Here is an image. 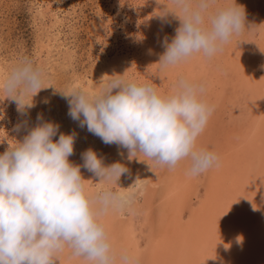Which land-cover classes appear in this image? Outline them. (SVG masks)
Returning <instances> with one entry per match:
<instances>
[{
  "label": "rangeland",
  "instance_id": "rangeland-1",
  "mask_svg": "<svg viewBox=\"0 0 264 264\" xmlns=\"http://www.w3.org/2000/svg\"><path fill=\"white\" fill-rule=\"evenodd\" d=\"M226 2L230 0H215V5ZM235 2L245 10L246 28L258 26L254 31L246 30L234 36L212 59L197 53L183 64L160 70L158 62L164 52L162 41L167 37L170 42L180 24L172 13L163 18L159 16L165 6L170 9V0H0V80L21 58L28 57L35 66L43 69L42 86L45 87L32 100L31 95L25 97L26 103L34 105L27 110V115L18 113L16 102L5 98V93L0 91V154L14 140L22 141L28 130L40 122L37 120L40 114L43 121L59 125L54 141L60 133L74 134V152L69 161L80 166L86 194L94 193L104 185L83 167V152L92 149L105 166L115 162L124 164L129 173L122 175L117 184L109 186L118 192L132 193L130 209L109 212L100 218V222L112 247L117 251L126 249L134 257L135 264H152L147 262L146 252L156 237L154 230L161 226L156 223L169 175L175 177L182 189L176 192V205L181 207L176 216L180 222L190 221L191 213H195L205 197L210 169L191 177L186 175V161H181L174 169L158 166L142 154L138 155V160L129 161L126 149L104 144L88 132L86 126L81 128L78 121L71 119L67 100L60 91L79 87L94 93L113 75H123L138 83H151L161 95L171 93L179 77L202 81L206 85L204 99L214 106V111L205 132L197 138L196 146L216 155L218 150L227 151L229 143L242 134L241 127L248 126L252 119L251 110L245 109L244 102L240 103L245 85L234 87L227 77L226 71L231 68L226 66L227 63L241 72L245 65L244 71L250 79L247 82L251 87L250 96L254 98L255 106L264 111V0ZM236 100L240 104H236ZM17 125L23 127L17 130ZM257 143L263 146L262 139ZM245 144L243 140L239 147ZM261 160L263 167L258 182L260 194L264 196V159ZM247 172V179H254L255 166ZM256 204L257 210L251 217V222L259 226L255 234L237 233L242 241L236 240L231 245L218 240L217 236L209 251L205 248L203 255L194 258L193 252L188 253L189 258L182 263L186 264L188 259H201L200 263L194 264H264L261 261L264 258V198L256 200ZM164 229L161 226V231ZM55 260V264H89L72 255L67 246Z\"/></svg>",
  "mask_w": 264,
  "mask_h": 264
},
{
  "label": "clouds",
  "instance_id": "clouds-1",
  "mask_svg": "<svg viewBox=\"0 0 264 264\" xmlns=\"http://www.w3.org/2000/svg\"><path fill=\"white\" fill-rule=\"evenodd\" d=\"M164 9L161 18L172 13L180 24L170 42L167 37L162 41L160 70L197 53L212 59L234 36L258 27L246 28L245 10L235 0L219 6L215 0H170V9ZM43 76L42 68L23 57L0 80V91L16 102L18 113L27 115L34 105L25 97L31 95L32 100L45 88ZM60 92L71 119L104 144L126 149L129 161L142 154L169 169L186 161V175L191 177L219 166L213 151L196 146L214 111L204 99L202 81L179 77L172 92L161 95L151 83L113 75L94 93L79 87ZM37 120L22 141L14 140L0 154V264H55V256L66 246L89 264H135L126 249L112 247L100 222L109 212L130 209L132 193L109 186L129 169L119 162L105 166L95 151L86 150L83 167L104 185L86 194L80 166L69 161L74 134L60 133L54 141L59 125L43 121L40 114Z\"/></svg>",
  "mask_w": 264,
  "mask_h": 264
},
{
  "label": "bare ground",
  "instance_id": "bare-ground-1",
  "mask_svg": "<svg viewBox=\"0 0 264 264\" xmlns=\"http://www.w3.org/2000/svg\"><path fill=\"white\" fill-rule=\"evenodd\" d=\"M226 66L231 67L229 72L226 71V73H229L227 77H230L228 79L234 83V87H244L243 85H245L241 90L245 91L243 93L241 92L244 97L242 98L243 100H240V103L244 102L243 105L245 109L251 110L250 116L252 119L248 121V126H244L247 129L241 127L243 131L242 134L237 135L239 137H236V139L229 143L227 151H216L219 158V166H214L210 169L205 197L200 207L196 209V211L194 210L195 213H191L192 217L190 221L180 222L181 219L176 216L178 212H181V207L176 205V192H180L182 189L179 188L175 177L169 175L163 194L162 204L160 206L161 213L159 221L156 223L158 226L161 225L166 229L161 231L160 226V229L156 228L154 230L156 237L154 241L151 243L149 242L150 244L146 252L147 262L150 261L152 264H183V260L189 258L188 253L193 252L192 255L194 258V256L197 257L198 254L203 255L206 250L205 248H208L209 251V247L215 243L214 241L217 236H219L218 240L220 238L225 244L231 245L234 241L238 240L237 233L243 232L247 235L246 233L254 232L255 234L259 228V226L256 225L257 223L253 224L251 222V217L253 212L257 210L258 205H255L256 200L264 198V196L260 194L262 192L258 182L261 180L259 171L260 168L263 167L261 159H264V111L259 110L255 106L254 98L250 96L251 87L250 84L247 83L250 79L247 72L244 71L245 65L242 67V72L234 68L235 66L233 67L230 62L227 63ZM224 85H227V83ZM240 103L236 100V104ZM256 139H262L263 146L258 145ZM243 140H245L247 144L240 148L239 146ZM243 150L246 153H244ZM251 152L253 153L252 156L249 155ZM251 166H255L256 173L254 174V179H247V170ZM259 212L260 211H258V213ZM186 229H188V233ZM228 235L229 238H226ZM182 237H184V239ZM218 244L221 245L220 243ZM263 259L261 261H264ZM195 260L196 259H191L189 261L188 259L186 260L187 263H185H200L201 259Z\"/></svg>",
  "mask_w": 264,
  "mask_h": 264
}]
</instances>
